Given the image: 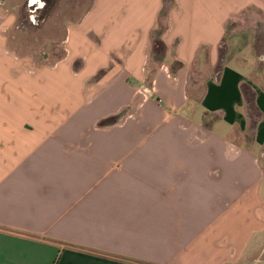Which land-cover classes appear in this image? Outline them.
Returning <instances> with one entry per match:
<instances>
[{
  "label": "crops",
  "instance_id": "crops-1",
  "mask_svg": "<svg viewBox=\"0 0 264 264\" xmlns=\"http://www.w3.org/2000/svg\"><path fill=\"white\" fill-rule=\"evenodd\" d=\"M26 9L0 0V264H264V0H92L42 59Z\"/></svg>",
  "mask_w": 264,
  "mask_h": 264
},
{
  "label": "rangeland",
  "instance_id": "rangeland-1",
  "mask_svg": "<svg viewBox=\"0 0 264 264\" xmlns=\"http://www.w3.org/2000/svg\"><path fill=\"white\" fill-rule=\"evenodd\" d=\"M91 1L92 0H59L51 12L42 13L41 11L37 14V20H34L33 22L29 21V16L31 14L28 9H26L23 13L18 14L20 22L17 23L18 25L16 26L15 32L23 33L27 37L30 36L28 38V41H26L28 44L26 43L24 47L26 49L28 48L34 51L32 53H37L36 57H39V59H42L44 57L48 58L50 53L55 52L57 48H59L58 53L60 52L59 50H61L59 45H55V48V46L51 45L50 43H48V41H46V37L50 35L55 29H53L51 23H56V26H63L64 23L67 22V20L71 18L72 15H76L74 14L73 10H84L86 8V5H89ZM37 3L40 6L45 5V2L42 0H38ZM47 15H50L48 19ZM34 34H40V42L34 43V40L32 38ZM252 39V47L254 48V51H256L255 53L264 55V33H256L254 36H252ZM252 64H254L252 72L256 76L255 78L264 87V61L259 62L258 60H253Z\"/></svg>",
  "mask_w": 264,
  "mask_h": 264
},
{
  "label": "built area",
  "instance_id": "built-area-1",
  "mask_svg": "<svg viewBox=\"0 0 264 264\" xmlns=\"http://www.w3.org/2000/svg\"><path fill=\"white\" fill-rule=\"evenodd\" d=\"M38 3H32V0H28V11L30 12L29 21L33 22L34 20H37V13L36 10L41 8ZM32 8V9H31ZM31 9V10H30Z\"/></svg>",
  "mask_w": 264,
  "mask_h": 264
},
{
  "label": "flooded vegetation",
  "instance_id": "flooded-vegetation-1",
  "mask_svg": "<svg viewBox=\"0 0 264 264\" xmlns=\"http://www.w3.org/2000/svg\"><path fill=\"white\" fill-rule=\"evenodd\" d=\"M33 4H34V3H33ZM44 7H45V5H42L41 8H40V10L42 11ZM41 11H40V12H41ZM40 12H39V13H40Z\"/></svg>",
  "mask_w": 264,
  "mask_h": 264
},
{
  "label": "snow or ice",
  "instance_id": "snow-or-ice-1",
  "mask_svg": "<svg viewBox=\"0 0 264 264\" xmlns=\"http://www.w3.org/2000/svg\"><path fill=\"white\" fill-rule=\"evenodd\" d=\"M38 2V0H32V3H37Z\"/></svg>",
  "mask_w": 264,
  "mask_h": 264
},
{
  "label": "trees",
  "instance_id": "trees-1",
  "mask_svg": "<svg viewBox=\"0 0 264 264\" xmlns=\"http://www.w3.org/2000/svg\"><path fill=\"white\" fill-rule=\"evenodd\" d=\"M159 47V44H156V48Z\"/></svg>",
  "mask_w": 264,
  "mask_h": 264
}]
</instances>
